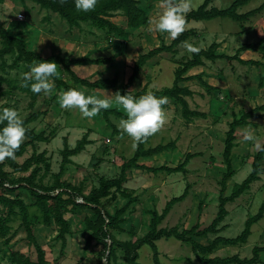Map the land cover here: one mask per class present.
Returning <instances> with one entry per match:
<instances>
[{
  "label": "rangeland",
  "instance_id": "374dc122",
  "mask_svg": "<svg viewBox=\"0 0 264 264\" xmlns=\"http://www.w3.org/2000/svg\"><path fill=\"white\" fill-rule=\"evenodd\" d=\"M203 0H194L196 5ZM233 0H211L209 7L225 8ZM264 3V0H249L245 5L237 8L236 12L243 14L257 8ZM160 0H152L149 18H156L161 11ZM196 6V7H197ZM195 7V8H196ZM194 8V9H195ZM45 17H49L46 21ZM111 20L117 25L125 26V18L120 12L113 14ZM0 23L11 34L25 39L27 47L43 55L52 53L50 43L54 40L47 38L45 33L66 37L74 43L70 47L71 56H79L90 50L91 47H83V42H99L101 51L99 56H109L114 52L113 46L105 39L103 33L87 24H82L81 29H69L67 24L58 16L49 13L37 5L27 2L21 5L18 2L6 0L0 3ZM94 29V30H93ZM186 29H192L193 34L187 39L201 49L207 48L211 43H218V52L232 55L246 42H256L264 33V8L255 15L250 16L243 22L233 21L230 18H215L208 21H190ZM76 38L75 39H73ZM78 38V39H77ZM73 39V40H72ZM91 41V42H90ZM43 42V43H42ZM128 48H121L117 53L112 65L96 64L93 67L79 68L76 72L82 77L97 79L98 77L117 75L119 80L126 81L131 73V67L137 55L146 52L163 42L169 44L171 39L167 34H161L155 30L149 31V25L137 34L132 33ZM46 44V45H45ZM77 44V45H75ZM43 45L45 47H43ZM43 47V48H41ZM61 51V50H60ZM95 55V56H96ZM191 53L183 47L182 43L175 47V51H163L150 58L140 69L137 78L130 86V90H139L143 86L147 88L161 89L170 86L174 76V68L178 61L185 60ZM243 60L256 59L261 61L259 66L241 64L237 61L227 62L216 59L215 61L204 60L200 67L191 69L188 74H199L200 79L205 83L214 86L217 90L214 94L200 83L199 80L185 82L192 90V95L187 96L188 106L204 114L202 117H194L190 122H185L175 105L169 100L166 105V123L159 132L150 136L145 143V147H153L158 144L172 142L169 148L153 155L151 158L141 161L147 166H177L185 158L187 153L195 154L185 165V172L177 173H157L153 174L145 170L132 168L127 172V182L125 187L132 191V196H136L135 203L129 205L125 215L129 223H132L135 235L125 232H113L119 240L135 239L143 236L147 231L146 222L148 214L146 211L155 209L161 212L165 203L181 195L187 189L185 198L177 202L170 209L168 214L159 224V228H171L176 226L180 231L188 229L195 223L200 228L207 226L217 212L218 195L220 191L219 181L224 172L222 163V151L225 132L229 123L242 112L248 111L257 105L264 104V84L259 87V79L264 78V58L246 50L240 53ZM14 56H6L4 59V70L0 68V76L15 83L16 87L21 83L24 73V66L19 63L15 68L7 65L12 63ZM59 71V69H58ZM8 85L4 83L3 87ZM79 90H86V95H91L87 88L79 87ZM90 91V92H89ZM93 90L91 93L95 95ZM55 89L50 96L41 94L37 97L34 106H28V95L14 90L12 96L0 98V111L6 107L16 108L21 117L25 118L34 112H45L34 120L30 126L36 131L44 130L48 133L54 130L55 137L46 143L36 145V151H46L49 157L50 170L43 177V182H50L52 174L59 171L61 162L60 150L63 147V137L69 147H73L76 140L81 138L87 131L89 139L92 141L86 145L85 149L71 158V163L66 166L62 179L72 184H77L81 180L87 181L85 192L91 186L98 184L100 176L113 177L118 173L119 165L123 158L130 157L135 150L133 141L126 134L109 135L110 131L105 123L96 118H84L79 110H66L60 107L57 97H53ZM114 94L111 90L102 92L98 98L110 97ZM114 100V97H113ZM116 105L119 109L122 108ZM123 111V110H122ZM126 115V114H125ZM259 117L250 119L246 125L239 126L235 131V146L232 150L231 162L235 171L234 175L226 181V194L232 186L240 183L251 171V162L257 149L253 142H242L243 130L250 128L254 131L257 141L264 143V110L259 113ZM126 118L110 117V122L118 128L119 121ZM123 136V138H121ZM26 141V139L24 140ZM31 149L27 147L26 153L18 159L21 162L30 154ZM92 158H100L96 166L90 164ZM262 171L259 178L250 184L249 189L236 198L233 202L225 204L227 215L218 225L217 233H209L206 238L195 237L194 239L202 244L216 236L233 238L244 228L248 216L254 215L260 204L264 201V160L259 162ZM24 174L17 175H26ZM260 203L257 204V199ZM126 199L118 197L116 203L112 205L122 206ZM202 208L199 212L198 205ZM19 221H15L12 226L16 228L14 235L9 237L5 244L0 239V261L5 263L8 256V249L18 251L24 255L35 258L32 246L27 243L22 227L18 226ZM128 227V222L124 225ZM72 233L66 236L64 255L59 258L61 249L60 241L55 239L53 227H46L36 224L33 233L37 242L45 250L48 264H98L97 252L101 249L100 244L94 242L84 249L85 233L77 220H74ZM156 246L159 252L161 264H200L194 257L190 245L176 240L175 238H162L157 240ZM264 244V213L263 216L250 227V234L243 245L223 246L214 251L211 256L226 257L238 255L240 258L251 257V249L255 245ZM137 264H152L151 251L148 246L142 245L138 251ZM259 263L264 264V251L260 252ZM104 262V260L102 261ZM111 264H128L123 261L122 253L118 250L115 261Z\"/></svg>",
  "mask_w": 264,
  "mask_h": 264
},
{
  "label": "trees",
  "instance_id": "16d2710c",
  "mask_svg": "<svg viewBox=\"0 0 264 264\" xmlns=\"http://www.w3.org/2000/svg\"><path fill=\"white\" fill-rule=\"evenodd\" d=\"M6 0H0L3 3ZM18 2L21 5H26L30 2L37 5L39 8L53 13L65 22L69 29H81V24L101 31L103 36L113 46L114 52L109 56L92 57L89 54L78 58H67L60 54L43 55L37 51H33L27 47L26 41L20 37L11 34L0 23V68L4 70L6 56H14L12 63L7 65L9 68H15L21 63L24 66V73L30 71V66L33 61L37 63L41 61L55 62L59 66L58 77L52 78L54 81L55 93L53 97L61 91H67L70 88L86 87L92 90L103 89L111 90L121 95L132 91L135 97L145 94L148 90L154 92L157 97L167 96L175 105L185 122H190L194 117H202L203 113L189 108L186 97L191 96L192 90L184 85L185 82L191 80H199L200 83L207 89L208 92L214 94L216 87L211 86L200 79L199 74H188V72L196 67L204 64V60L215 61L216 59L226 60L227 62L237 61L241 64L259 66L261 61L256 59L243 60L239 57L240 53L246 50L256 53L260 58H264V33L256 42L243 43L232 55L218 52V43H211L207 48L201 49L199 54H192L185 60L178 61L174 68V76L170 86H164L161 89L147 88L143 86L139 90H130V86L137 78L140 69L150 58L163 51H175V47L187 40L192 34V29L186 31L176 40H171L169 44L160 42L159 45L150 48L146 52L139 53L131 67V73L126 81H121L117 75L111 77H98L97 79H89L78 75L71 69L72 65L80 64H108L112 65L115 61L117 53L121 48H128L130 36L132 33L137 34L145 29L149 21V10L151 9L152 0H98L95 11L78 12L75 8L74 0H66L65 3H60V0H9ZM249 0H233L232 3L225 8L208 7L211 0H203L195 9L187 14V23L190 21H208L215 18H230L233 21L243 22L250 16L257 14L264 8V3L257 8L246 13L240 14L236 10L240 6L245 5ZM120 12L125 18V26L117 25L111 18L113 14ZM48 21L49 17H45ZM4 83L10 84L6 88ZM22 83V80H21ZM21 83L16 87L15 83H11L8 79L0 76V98L12 96L14 90L28 95V106H34L37 97L41 94H34L29 88L21 87ZM264 84V78L259 79V87ZM6 107V106H5ZM164 108L166 105L163 106ZM264 110V104L254 106L248 111L242 112L235 117L228 125L225 132L222 163L224 172L219 181L220 191L218 195L217 212L211 222L200 228L198 223H195L188 229L179 230L176 226L171 228H159V224L168 214L173 205L182 201L187 195V189L177 197L169 199L160 213L155 209L146 211L148 219L146 222V233L138 238L119 240L113 232L121 233L127 231L130 237L135 235L132 223H129L128 217L125 215L130 204L135 203L136 196H132V191L125 187L127 182V172L130 169H141L153 174L157 173H177L185 172V165L188 160L195 154L187 153L183 161L177 166H167L161 164L158 166H147L140 163L143 160L151 158L153 155L166 150L172 145V142L166 144H158L153 147H145V143L137 144L132 155L123 158L119 165L118 173L113 177L100 176L98 184L91 186L89 191L85 192L87 181L81 180L77 184H72L67 180L62 179L65 168L72 161L71 158L82 152L86 145L92 141L85 133L81 138L76 140L73 147H69L66 137H63V147L60 150L61 162L59 171L52 174L50 182H43V177L50 170L49 157L46 151H36V145L46 143L51 138L55 137L54 130L46 133L44 130L36 132L30 124L45 112H34L27 117L22 118L24 126L27 129L26 141H24L16 152V159H6L0 163V239H3L6 244L9 237L14 235L16 228L12 226L15 221L18 226L23 228L27 243L33 247L35 258L32 259L28 255H24L18 251L8 249L5 263L0 261V264H48L45 256V250L37 242L33 233V227L36 224H42L46 227H53L56 232L55 239L60 241L61 249L59 258L64 255V247L66 236L72 233L74 220H77L81 226V230L85 233L84 249H87L92 242L100 244L102 247L97 252L98 264H111L115 261L117 251L122 253V258L125 263L137 264L139 257V249L142 245L149 247L152 255V264H161L159 261V252L156 246V241L162 238H175L178 241L185 242L190 245V249L195 259L200 264H257L259 263V253L264 251V244L255 245L251 249V257L240 258L238 255L232 256H211L218 248L223 246L243 245L247 241L250 234V227L257 222L264 213V201L260 204L257 212L254 215L248 216L245 221L243 230L233 238L216 236L208 240L206 244L196 241L195 237L206 238L209 233H217L218 225L227 215L225 204L233 202L236 198L246 192L250 184L257 181L259 173L262 171L259 162L264 160V151L257 150L253 155L251 162V171L240 182L232 186L229 193L226 194V181L230 179L235 171L232 167L231 156L235 146V131L239 126L246 125L250 119L259 117V113ZM110 117L127 118L125 113L116 107H111L108 110L101 111L94 118L105 123V127L109 128V135H123L122 131L116 130L115 126L110 122ZM6 124V122H5ZM5 125L0 124V129ZM264 147V143L261 145ZM27 147L31 149L30 154L21 162L18 161L26 151ZM100 158H92L90 164L96 166ZM26 175H17L24 174ZM118 197L126 199L122 206L112 205L116 203ZM200 212L202 206L198 205ZM128 222V227L124 225ZM104 260V262H102Z\"/></svg>",
  "mask_w": 264,
  "mask_h": 264
},
{
  "label": "clouds",
  "instance_id": "9594fccd",
  "mask_svg": "<svg viewBox=\"0 0 264 264\" xmlns=\"http://www.w3.org/2000/svg\"><path fill=\"white\" fill-rule=\"evenodd\" d=\"M65 2L66 0H60V3ZM74 2L78 12L95 11L98 4V0H74ZM196 6L194 0H160L161 11L156 18L149 19V31L155 30L167 34L168 39L176 40L186 31L187 14ZM182 45L192 54H199L201 51L200 47L187 40L182 41ZM58 68L55 62L33 61L30 71L22 74L21 87H30L34 94L50 96L55 87L52 78H59ZM85 92L86 90L75 88L61 91L58 94V103L62 109L79 110L82 117L91 119L101 111L110 109L115 102L127 117L119 121L118 128L131 138L134 147L146 142L148 137L159 132L166 123L163 106L169 103L167 96L157 97L153 91L148 90L138 98L132 94V91L125 95L117 91L110 97L98 98L95 95H86ZM0 124L5 125L0 129V163H3L6 159H16L15 154L26 138L27 129L19 111L14 107H4L0 111ZM242 142H253L257 150L264 151V147L257 141L254 131L250 128L243 130ZM259 203L258 198L257 204Z\"/></svg>",
  "mask_w": 264,
  "mask_h": 264
},
{
  "label": "crops",
  "instance_id": "0c3cea01",
  "mask_svg": "<svg viewBox=\"0 0 264 264\" xmlns=\"http://www.w3.org/2000/svg\"><path fill=\"white\" fill-rule=\"evenodd\" d=\"M82 25V24H81ZM94 30V29H93ZM78 31H79V29H78ZM45 35L46 36H48L47 38H50V39H52V40H54V42H51L50 43V46H51V48H53V54H60V55H62V56H64V57H67V58H78V57H81V56H83V55H86V54H89V55H91L92 57H100L99 55H96V54H98L100 51H101V46H100V44H99V42H97V41H94V42H91V43H88V42H83V44H82V46L84 47L85 45H86V47H88V50H89V47H91L90 48V50H93V51H89V52H86L85 54H82V55H79V56H71V53H70V47L74 44V43H77V42H74V43H72L71 44V42L72 41H69V39L68 38H66V37H58V36H56V35H52L51 36V34H48L47 35V33H45ZM24 39V38H23ZM73 39H75L76 40V38H74L73 37ZM72 39V40H73ZM78 39V38H77ZM25 40V39H24ZM78 44V43H77ZM77 44H75V45H77ZM46 45V44H45ZM43 47H45L44 45H43ZM43 47H41V48H43ZM61 50V51H60ZM34 51V50H33ZM252 53H254V52H252ZM254 54H256V53H254ZM96 55V56H95ZM96 64H92V63H88V64H80V65H72L71 66V69L74 71V72H77L78 71V69L79 68H83V67H93V66H95ZM97 66V65H96ZM79 87H77V89H78ZM82 88H86V87H82ZM79 90V89H78ZM87 90H90L91 92L93 91L92 89H90V88H87ZM89 91V92H90ZM107 90H103V89H95V91L94 92H96V93H94L95 94V96H98V95H101L102 94V92H106ZM90 92V94L92 95V93ZM87 93V92H86ZM114 93V92H113ZM59 94V93H58ZM88 94V93H87ZM112 107H116V105H113ZM48 228V227H47ZM50 228V227H49ZM54 230V229H53ZM55 231V230H54ZM55 235H56V232H55Z\"/></svg>",
  "mask_w": 264,
  "mask_h": 264
}]
</instances>
